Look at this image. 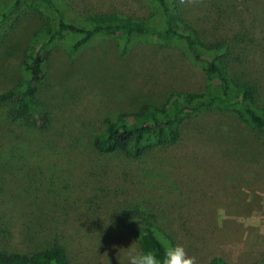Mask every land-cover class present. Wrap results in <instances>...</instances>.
Segmentation results:
<instances>
[{"label":"rangeland","instance_id":"1","mask_svg":"<svg viewBox=\"0 0 264 264\" xmlns=\"http://www.w3.org/2000/svg\"><path fill=\"white\" fill-rule=\"evenodd\" d=\"M53 1L65 20L103 13L160 19L147 0ZM206 1L184 0V7L209 39L225 22L213 24ZM11 2L0 0V12ZM228 3L253 17L256 37L264 35V0ZM37 13L32 1L22 0L0 17V93L25 77L24 55L46 14ZM47 53L35 98L50 116L48 128L10 122L13 104L0 102V219L7 249L27 253L57 240L71 264H127L126 248L137 243L122 218L143 209L197 264L264 259V142L230 113L192 116L175 145L138 160L92 149L106 119L142 103L160 105L172 92L202 91L205 79L196 66L148 39L124 54L115 38L98 35L73 56L65 42L49 45ZM251 56L264 76V41Z\"/></svg>","mask_w":264,"mask_h":264},{"label":"trees","instance_id":"2","mask_svg":"<svg viewBox=\"0 0 264 264\" xmlns=\"http://www.w3.org/2000/svg\"><path fill=\"white\" fill-rule=\"evenodd\" d=\"M30 1L36 12L46 14L41 16L43 22L29 40L22 63L24 79L0 93V102L13 104L8 111L10 122L48 128L50 116L35 98L44 77L47 47L65 42L69 55L73 56L98 35L115 38L123 54L139 39L175 49L196 66L205 79V87L200 92H172L160 105L142 103L132 113L106 119L92 143V149L98 154L111 159L138 160L150 151L175 145L184 122L207 111L230 113L253 138L264 142V76L254 70L251 56L258 45L261 46L264 35L255 36L251 25L253 17L244 11L237 12V7L228 3L230 0L206 1L207 14L213 17V24L223 19L225 22L221 31L209 39L188 18L184 0H147L154 8L153 17L158 16L159 20L103 13L78 22L63 18L59 1ZM21 2L12 0L8 9L0 12V17L3 19ZM261 59L264 66V57ZM154 220V216L143 209H133L122 218L124 228L136 241L138 249H156L162 256L157 237L162 236L173 245L174 241ZM5 234L0 219V264H71L66 247L57 240L20 253L3 245ZM206 264L231 263L212 258ZM246 264H264V259Z\"/></svg>","mask_w":264,"mask_h":264},{"label":"clouds","instance_id":"3","mask_svg":"<svg viewBox=\"0 0 264 264\" xmlns=\"http://www.w3.org/2000/svg\"><path fill=\"white\" fill-rule=\"evenodd\" d=\"M157 239L163 250L162 256L156 249H138L133 242L126 248L127 264H197L196 257L189 256L182 245H173L162 236Z\"/></svg>","mask_w":264,"mask_h":264}]
</instances>
